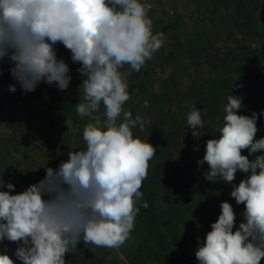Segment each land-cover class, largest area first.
Listing matches in <instances>:
<instances>
[{
	"label": "clouds",
	"instance_id": "clouds-1",
	"mask_svg": "<svg viewBox=\"0 0 264 264\" xmlns=\"http://www.w3.org/2000/svg\"><path fill=\"white\" fill-rule=\"evenodd\" d=\"M151 8L147 0H0V59L13 65L11 77L26 93L41 82L66 90L69 67L53 47L62 43L86 77L76 112L92 121L83 128L85 147L70 152L58 169L47 167L45 178L21 193L0 191V241H22L15 255L23 264H65V254L78 253L81 241L119 248L129 238L156 148L134 136L133 129L143 131L147 122L124 110L130 95L120 69L128 65L139 72L162 46L163 33L153 34ZM242 100L227 97L221 136L206 141L198 164L207 163L206 179L213 182L231 184L238 170L250 172L230 193L245 205L246 222L233 231L232 205L222 202L218 220L195 252L199 264H260L264 258V155L252 161L242 155L244 149L249 155L264 150V138L255 139V112L237 114ZM101 105L102 115H94ZM205 123L193 107L187 126L194 137ZM6 187L14 189L11 183ZM0 264L14 261L0 254Z\"/></svg>",
	"mask_w": 264,
	"mask_h": 264
},
{
	"label": "rangeland",
	"instance_id": "rangeland-1",
	"mask_svg": "<svg viewBox=\"0 0 264 264\" xmlns=\"http://www.w3.org/2000/svg\"><path fill=\"white\" fill-rule=\"evenodd\" d=\"M143 2V0H142ZM153 34L163 33L162 46L140 71L128 65L130 99L124 110L147 122L134 136L156 148L134 228L119 248L77 245L78 253H66L65 264H199L195 256L211 225L221 214L222 202L232 205L233 231L245 221L244 204L230 193L249 173L239 170L231 184L206 179L207 163L199 165L208 139L220 138L229 95L241 96L238 115L257 114L255 139L264 138V0H147ZM57 59L69 67L70 84L59 90L41 82L26 93L10 75L7 57L0 59V191L15 195L39 183L46 168L58 169L69 153L85 147L83 128L92 122L80 117L76 105L83 102L79 62L62 43L53 46ZM16 86L15 92L9 85ZM240 86V87H237ZM200 110L205 126L194 137L187 115ZM104 109L94 115H102ZM79 128V131H74ZM254 160L264 150L249 155ZM14 185L9 190L6 185ZM45 199L48 197L45 196ZM148 203V208L142 205ZM22 241H0V254L23 264L15 252ZM260 264H264L262 258Z\"/></svg>",
	"mask_w": 264,
	"mask_h": 264
}]
</instances>
